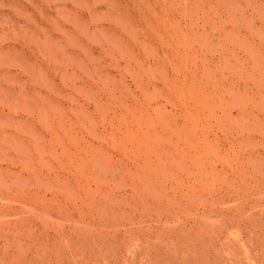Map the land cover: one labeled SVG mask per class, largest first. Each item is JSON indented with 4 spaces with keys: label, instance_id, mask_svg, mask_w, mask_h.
I'll return each instance as SVG.
<instances>
[{
    "label": "rangeland",
    "instance_id": "obj_1",
    "mask_svg": "<svg viewBox=\"0 0 264 264\" xmlns=\"http://www.w3.org/2000/svg\"><path fill=\"white\" fill-rule=\"evenodd\" d=\"M0 264H264V0H0Z\"/></svg>",
    "mask_w": 264,
    "mask_h": 264
}]
</instances>
